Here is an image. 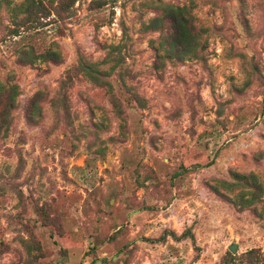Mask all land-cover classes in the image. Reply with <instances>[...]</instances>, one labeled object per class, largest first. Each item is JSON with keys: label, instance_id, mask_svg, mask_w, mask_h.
<instances>
[{"label": "rangeland", "instance_id": "374dc122", "mask_svg": "<svg viewBox=\"0 0 264 264\" xmlns=\"http://www.w3.org/2000/svg\"><path fill=\"white\" fill-rule=\"evenodd\" d=\"M38 1L0 0V264H262L264 0Z\"/></svg>", "mask_w": 264, "mask_h": 264}, {"label": "trees", "instance_id": "16d2710c", "mask_svg": "<svg viewBox=\"0 0 264 264\" xmlns=\"http://www.w3.org/2000/svg\"><path fill=\"white\" fill-rule=\"evenodd\" d=\"M22 5L25 6V11L41 8V3L38 0H23ZM192 17L186 6L165 4L162 7L161 15L153 19L154 25L162 26L163 22H167L169 25V31L164 36L162 43L167 44V52L170 55L177 54L179 57H184L196 53L198 33ZM80 65L87 73L99 79V72L92 68V64L81 62ZM15 95L16 86H8L0 81V104H4L0 114V131H5L9 125V111L14 106Z\"/></svg>", "mask_w": 264, "mask_h": 264}, {"label": "water", "instance_id": "95a60500", "mask_svg": "<svg viewBox=\"0 0 264 264\" xmlns=\"http://www.w3.org/2000/svg\"><path fill=\"white\" fill-rule=\"evenodd\" d=\"M229 249H230L232 252H235L236 249H237V245H236V244H231V245L229 246Z\"/></svg>", "mask_w": 264, "mask_h": 264}]
</instances>
